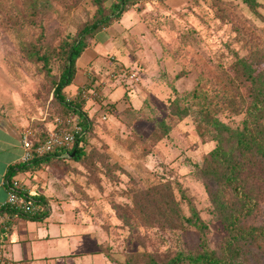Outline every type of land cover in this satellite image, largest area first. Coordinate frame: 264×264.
<instances>
[{
    "label": "rangeland",
    "instance_id": "rangeland-1",
    "mask_svg": "<svg viewBox=\"0 0 264 264\" xmlns=\"http://www.w3.org/2000/svg\"><path fill=\"white\" fill-rule=\"evenodd\" d=\"M114 1L0 0L1 124L7 117L39 139L58 120L73 127L77 114L54 91L65 66L58 51L113 11ZM254 4L134 1L86 37L88 49L62 89L85 114L79 157L50 154L36 170L14 177L62 201L100 233L113 264H147L148 256L162 263L195 253L203 237L219 250L227 231L210 195L222 181L212 173L222 166L208 156L216 146L212 122L230 128L251 122L255 88L247 75L264 79V0ZM81 88L91 95H79ZM245 173L255 205L238 223L264 225V169ZM223 190L236 211L238 198L230 187ZM169 203L179 215L169 213ZM193 211L206 224L203 234L184 220Z\"/></svg>",
    "mask_w": 264,
    "mask_h": 264
},
{
    "label": "trees",
    "instance_id": "trees-1",
    "mask_svg": "<svg viewBox=\"0 0 264 264\" xmlns=\"http://www.w3.org/2000/svg\"><path fill=\"white\" fill-rule=\"evenodd\" d=\"M97 1L99 4L100 2L104 3L106 0ZM134 1L136 0L114 1L111 6L113 11L109 8L108 15H101L90 24L85 25L73 41H64L59 48L58 52L65 60V66L55 83V95L71 111L70 114H77V121L82 127L81 135L75 141L69 155L74 151L73 156L79 157L87 123L80 104L74 100H66L62 96V89L70 84L74 78L76 60L88 45L86 37L92 36L100 29L108 26L112 19L118 18L121 12L125 11ZM243 1L252 8L255 5V0ZM99 10L102 11V8L99 7ZM262 71L264 73V69ZM247 77L251 79L252 86L255 88L251 104L248 107V112L252 117L251 122L246 123V120H243L244 125L241 128H230V126L216 119L212 122L216 130L214 137L216 146L208 152V156L212 162H215V165L222 166L221 169H218L219 171L214 166L212 169V173L218 174L217 179L222 181L221 186L213 193L210 192V195L214 203V210L220 216L223 227L227 231L223 245L219 250L209 248L203 237L200 242V249L195 253H177L175 256L168 257L162 263L157 262L154 257L148 256L147 264H264V225L245 226L238 223L243 215L246 216L252 212V207L255 205L251 188L244 184L251 175H247L245 172L254 171L255 168L264 169V79L256 83L254 75L250 73ZM32 139L35 140V138ZM63 153V149H56L43 155L35 154L33 159L27 163L18 162L10 166L7 176L11 177L16 172L36 170L42 163L48 161L50 154L64 156ZM223 187H230L238 198L239 206L236 211L227 200ZM35 198L40 201L41 210L34 215H29L32 219L43 217L48 209L42 194L38 193ZM169 204H167L169 213L179 215L174 204ZM184 220L196 226L203 234L206 224L196 211H193L191 216L185 217ZM140 255L147 254H142V252L133 254L137 258ZM125 264L130 263L125 261Z\"/></svg>",
    "mask_w": 264,
    "mask_h": 264
},
{
    "label": "crops",
    "instance_id": "crops-1",
    "mask_svg": "<svg viewBox=\"0 0 264 264\" xmlns=\"http://www.w3.org/2000/svg\"><path fill=\"white\" fill-rule=\"evenodd\" d=\"M1 122L0 201H3L7 195L3 185L4 176L9 172L10 166L21 162V135L24 131L20 123L10 121L7 117L4 124ZM7 136L17 139H8ZM37 193L42 194L47 203V213L43 217L32 219L30 216L13 214L10 210L1 211L5 218L0 226L3 259L10 261V264H113L103 252L100 233L93 232L88 225L82 224L72 210L63 209L66 205L62 201Z\"/></svg>",
    "mask_w": 264,
    "mask_h": 264
},
{
    "label": "built area",
    "instance_id": "built-area-1",
    "mask_svg": "<svg viewBox=\"0 0 264 264\" xmlns=\"http://www.w3.org/2000/svg\"><path fill=\"white\" fill-rule=\"evenodd\" d=\"M89 91L90 89L86 90V88H81L77 93L86 97L91 95ZM81 131L82 127L78 121L74 122L73 127H67L62 124L61 120L57 121L56 126L42 140L38 138L33 140L29 132L24 131L21 135L23 149L21 162L27 163L33 159L35 154L43 155L45 153H51L56 149H63L64 156H69V151L81 135ZM3 185L7 189V195L5 200L0 201V226L5 221L1 213L3 210H10L13 214L18 213L24 216L34 215L41 210L40 201H37L35 198V195L38 193L28 188L20 179L14 176H7L3 180ZM2 251L0 249V264H10V261L2 258Z\"/></svg>",
    "mask_w": 264,
    "mask_h": 264
},
{
    "label": "water",
    "instance_id": "water-1",
    "mask_svg": "<svg viewBox=\"0 0 264 264\" xmlns=\"http://www.w3.org/2000/svg\"><path fill=\"white\" fill-rule=\"evenodd\" d=\"M74 155V151L71 153V156H73Z\"/></svg>",
    "mask_w": 264,
    "mask_h": 264
}]
</instances>
